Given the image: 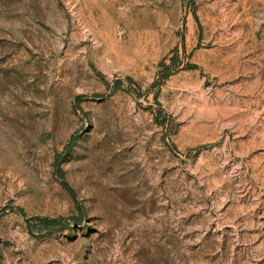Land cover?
<instances>
[{
  "label": "rangeland",
  "instance_id": "obj_1",
  "mask_svg": "<svg viewBox=\"0 0 264 264\" xmlns=\"http://www.w3.org/2000/svg\"><path fill=\"white\" fill-rule=\"evenodd\" d=\"M0 264H264V0H0Z\"/></svg>",
  "mask_w": 264,
  "mask_h": 264
},
{
  "label": "trees",
  "instance_id": "obj_2",
  "mask_svg": "<svg viewBox=\"0 0 264 264\" xmlns=\"http://www.w3.org/2000/svg\"><path fill=\"white\" fill-rule=\"evenodd\" d=\"M197 18V17H196ZM177 58V56L172 57V64H175V59ZM171 67V65H165L164 67V72H163V77L159 78L158 82H162L164 81L167 77H168V71L169 68ZM189 68H195L194 65H188ZM128 80H130V78H128ZM123 82L121 81H117L116 82V87H121ZM158 86V85H155ZM60 164V160H57L55 163V174L56 176H58V178L60 179L62 185L71 192V194L75 197V193L72 190V188H70V186L67 184L66 180H65V175H64V171L63 169L59 166ZM82 222V220L80 219V217H72L70 219H64V218H38L37 219V232L41 235V234H49V233H56L57 231L61 230V229H65L68 228L69 226H71V224H80Z\"/></svg>",
  "mask_w": 264,
  "mask_h": 264
}]
</instances>
